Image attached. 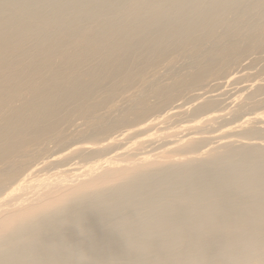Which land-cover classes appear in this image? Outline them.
Wrapping results in <instances>:
<instances>
[{
  "label": "bare ground",
  "instance_id": "1",
  "mask_svg": "<svg viewBox=\"0 0 264 264\" xmlns=\"http://www.w3.org/2000/svg\"><path fill=\"white\" fill-rule=\"evenodd\" d=\"M0 264H264V0H0Z\"/></svg>",
  "mask_w": 264,
  "mask_h": 264
}]
</instances>
